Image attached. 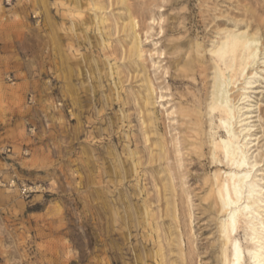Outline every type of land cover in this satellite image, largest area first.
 <instances>
[{
  "label": "rangeland",
  "instance_id": "1",
  "mask_svg": "<svg viewBox=\"0 0 264 264\" xmlns=\"http://www.w3.org/2000/svg\"><path fill=\"white\" fill-rule=\"evenodd\" d=\"M229 29L264 48V0H0V264H223L210 49Z\"/></svg>",
  "mask_w": 264,
  "mask_h": 264
},
{
  "label": "bare ground",
  "instance_id": "2",
  "mask_svg": "<svg viewBox=\"0 0 264 264\" xmlns=\"http://www.w3.org/2000/svg\"><path fill=\"white\" fill-rule=\"evenodd\" d=\"M132 34L131 50L141 57L136 18L124 26ZM216 62L213 91L209 108L219 114V128L224 136L213 137L214 153H220L229 170L216 177L215 185L225 217L221 221L223 264H264V182L253 171L260 155L259 138L252 137L248 114V90L260 75L264 64V48L260 37L248 29L226 30L210 49ZM261 76V75H260ZM151 104L153 86L147 80ZM238 93V96H234ZM243 166H240V165ZM244 232V245L237 236ZM247 255V262H246Z\"/></svg>",
  "mask_w": 264,
  "mask_h": 264
},
{
  "label": "built area",
  "instance_id": "3",
  "mask_svg": "<svg viewBox=\"0 0 264 264\" xmlns=\"http://www.w3.org/2000/svg\"><path fill=\"white\" fill-rule=\"evenodd\" d=\"M13 181H8V182H4V183H2V181L0 180V184H2V185H5V184H7V183H12ZM33 189L32 188H27V187H24V189H23V191H24V193H29V192H31Z\"/></svg>",
  "mask_w": 264,
  "mask_h": 264
},
{
  "label": "snow or ice",
  "instance_id": "4",
  "mask_svg": "<svg viewBox=\"0 0 264 264\" xmlns=\"http://www.w3.org/2000/svg\"><path fill=\"white\" fill-rule=\"evenodd\" d=\"M240 166H243L242 164Z\"/></svg>",
  "mask_w": 264,
  "mask_h": 264
}]
</instances>
